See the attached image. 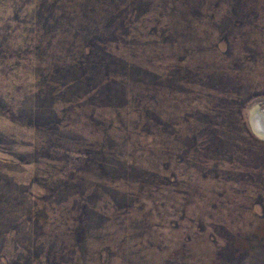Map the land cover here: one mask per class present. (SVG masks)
<instances>
[{"label":"rangeland","instance_id":"obj_1","mask_svg":"<svg viewBox=\"0 0 264 264\" xmlns=\"http://www.w3.org/2000/svg\"><path fill=\"white\" fill-rule=\"evenodd\" d=\"M264 0H0V264H264Z\"/></svg>","mask_w":264,"mask_h":264},{"label":"bare ground","instance_id":"obj_2","mask_svg":"<svg viewBox=\"0 0 264 264\" xmlns=\"http://www.w3.org/2000/svg\"><path fill=\"white\" fill-rule=\"evenodd\" d=\"M253 126L256 132L264 137V111L256 110L253 115Z\"/></svg>","mask_w":264,"mask_h":264}]
</instances>
